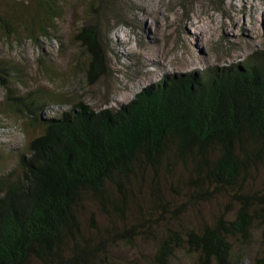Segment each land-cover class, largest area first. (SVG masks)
<instances>
[{
	"label": "trees",
	"instance_id": "16d2710c",
	"mask_svg": "<svg viewBox=\"0 0 264 264\" xmlns=\"http://www.w3.org/2000/svg\"><path fill=\"white\" fill-rule=\"evenodd\" d=\"M43 3L51 18V0ZM12 21L3 19L8 33ZM75 35L89 53L87 75L94 79L106 67L98 26L82 25ZM6 80L0 75L1 84ZM14 99L41 130L14 167L0 170V264H94L109 240H132L138 224L110 222L105 233L96 231L98 239L86 234L80 208L91 198L105 213L124 214L128 191L145 170L159 185L162 171L172 174L183 165L196 185L190 197L209 198L264 165V47L223 65L164 73L114 109L79 101L53 113L52 104ZM235 196L232 218L219 214L184 232L169 228L155 261L169 264L185 248L197 264H242L231 238L247 241L257 223L261 249L253 264H264V192Z\"/></svg>",
	"mask_w": 264,
	"mask_h": 264
},
{
	"label": "rangeland",
	"instance_id": "374dc122",
	"mask_svg": "<svg viewBox=\"0 0 264 264\" xmlns=\"http://www.w3.org/2000/svg\"><path fill=\"white\" fill-rule=\"evenodd\" d=\"M51 2L50 18L43 0H0V75L7 79L6 85L0 83V170L14 167L27 140L41 130L29 123L16 97L31 106L52 104L53 113L79 101L95 110L114 109L164 73L223 65L264 47V0ZM11 16L16 23L7 24L8 33L3 19ZM46 20L50 28L44 33ZM29 21H34L33 28ZM87 24L98 26L106 63L104 72L91 80L89 53L75 35ZM6 141L18 146L12 148ZM195 190L189 172L179 165L172 174L162 171L159 185L150 169L138 176L128 191L124 214L105 213L93 199H86L80 216L85 233L95 239L96 231L105 233L110 222L140 226L132 240H109L105 249L99 247L94 264H158L156 248L169 228L184 232L213 223L219 214L232 218L239 205L236 194L264 192V165L209 198L190 197ZM260 233L255 223L247 241L231 238L233 253L244 255L242 264H253L261 249ZM169 264H197V256L180 248Z\"/></svg>",
	"mask_w": 264,
	"mask_h": 264
},
{
	"label": "built area",
	"instance_id": "2783aa9c",
	"mask_svg": "<svg viewBox=\"0 0 264 264\" xmlns=\"http://www.w3.org/2000/svg\"><path fill=\"white\" fill-rule=\"evenodd\" d=\"M2 126H3V125H2ZM10 129L13 130V127L11 126ZM6 142H7V141H6ZM7 143H8L9 145H11L10 147H12V148H15V147L18 146V145H17V146H14V141H13V142H12V141H8Z\"/></svg>",
	"mask_w": 264,
	"mask_h": 264
},
{
	"label": "bare ground",
	"instance_id": "6f19581e",
	"mask_svg": "<svg viewBox=\"0 0 264 264\" xmlns=\"http://www.w3.org/2000/svg\"><path fill=\"white\" fill-rule=\"evenodd\" d=\"M246 2H247V1H246ZM256 10L258 11V10H259V8L257 7V8H256Z\"/></svg>",
	"mask_w": 264,
	"mask_h": 264
}]
</instances>
